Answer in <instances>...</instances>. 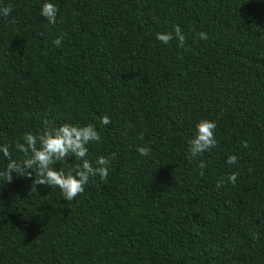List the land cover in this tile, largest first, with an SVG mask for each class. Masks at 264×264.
Returning <instances> with one entry per match:
<instances>
[{"label":"trees","instance_id":"obj_1","mask_svg":"<svg viewBox=\"0 0 264 264\" xmlns=\"http://www.w3.org/2000/svg\"><path fill=\"white\" fill-rule=\"evenodd\" d=\"M54 2L49 24L40 0H4L0 143L22 159L23 133L92 123L89 158L115 156L71 201L0 176V264H264V0ZM174 25L182 45L156 38ZM200 118L217 121L218 143L190 159Z\"/></svg>","mask_w":264,"mask_h":264},{"label":"clouds","instance_id":"obj_2","mask_svg":"<svg viewBox=\"0 0 264 264\" xmlns=\"http://www.w3.org/2000/svg\"><path fill=\"white\" fill-rule=\"evenodd\" d=\"M12 10L11 4L0 0V17H8ZM39 11L49 24L57 23L59 9L54 0H40ZM197 35L201 40L207 41L209 38L206 31H200ZM156 38L164 44H168L173 38L179 45L185 42V35L179 25H174L173 31L157 32ZM54 43L58 45L59 39L57 38ZM98 119L100 125L111 122L107 114ZM216 128L217 121L213 119L200 118L195 122L194 133L187 140L190 159L210 151L217 145ZM100 140L98 127L92 123L64 122L58 126H46L35 133L27 131L14 142L15 149L23 154L22 159L13 158L9 143H0V156L6 161L0 168V176L5 177L7 181L12 179L13 174L26 176L31 179L32 189H35L36 185L56 186L63 193V197L71 201L78 193L84 191L91 177L99 176L100 179H105L108 176L110 159L115 153H110L108 156L99 155L94 161L89 158L88 145ZM136 151L141 156H149L152 149L147 144H142L137 146ZM70 155L79 160L74 170L70 168L65 171L63 168L53 167L56 161L65 160ZM226 162L230 165L236 164L238 155L228 154ZM205 167V162L199 161L198 168L201 175ZM237 177L238 172L233 171L228 174L227 181L235 184Z\"/></svg>","mask_w":264,"mask_h":264}]
</instances>
